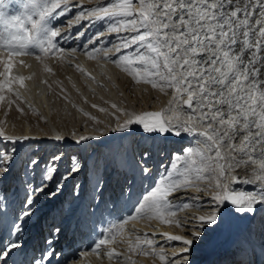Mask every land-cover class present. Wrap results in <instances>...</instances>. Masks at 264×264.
Returning <instances> with one entry per match:
<instances>
[{
  "label": "snow or ice",
  "instance_id": "1",
  "mask_svg": "<svg viewBox=\"0 0 264 264\" xmlns=\"http://www.w3.org/2000/svg\"><path fill=\"white\" fill-rule=\"evenodd\" d=\"M5 7V0H0V102L11 106L21 100L14 85L24 88L26 79L12 74L15 58L30 55L42 62L59 52L56 38L61 29L49 27L47 22L51 17L67 15L71 7L69 0H22L15 15H7ZM74 7L80 11L72 23L85 19L112 21L108 31L118 36L111 49L86 51L88 58L94 59L104 51L103 58L110 59L135 83L150 84L161 92L172 90L166 109L130 116L109 130L129 134L133 125H138L143 133H191L201 138L197 147L186 148L165 167V174L142 197L131 217L183 228L182 235L162 234L168 241L181 242L179 259L168 261L163 252L156 253L151 239L141 242L137 237L135 245L128 244L129 252L152 248L145 254L158 255L161 264H189L188 253L203 239L205 231L227 225L219 212L221 205L231 204L238 212L251 215L264 208V0H112L89 9L83 4ZM101 36L97 33L96 40ZM108 51H114L117 57L112 59ZM44 70L52 71L48 67ZM56 139L63 137L58 135ZM88 139L99 137L80 136L77 143ZM14 155L15 148L0 154V178L9 173ZM113 156L129 172L126 188L131 196L130 186L138 178L151 176L146 164L148 153L144 152L136 163L117 146ZM58 159L53 157L54 161ZM38 163L32 160L30 167ZM241 169L243 177L239 175ZM79 170V165H73L63 179ZM97 183L95 191L102 193L103 182ZM240 183L251 185L252 191L237 190L235 185ZM46 187L31 188L19 218L12 222L10 235L18 234L25 219L33 215V194ZM189 189L205 192L206 199L190 204L181 196L180 202H171L170 198ZM205 205L210 211L183 222L174 219L179 211L193 206L199 211ZM116 234L100 239L96 248L115 243ZM19 247L20 242L15 240L0 248V264H7V258ZM106 255L116 260L121 253L113 248ZM54 256L60 254L49 249L32 264H51Z\"/></svg>",
  "mask_w": 264,
  "mask_h": 264
},
{
  "label": "bare ground",
  "instance_id": "2",
  "mask_svg": "<svg viewBox=\"0 0 264 264\" xmlns=\"http://www.w3.org/2000/svg\"><path fill=\"white\" fill-rule=\"evenodd\" d=\"M106 1L101 0L97 3ZM77 4H83L87 9L96 2L69 0L71 11L67 15L51 17V27L61 29V35L58 38L60 51L44 58L42 62H38L34 56L30 55L16 57L12 74L26 77L24 88L14 85V90L19 91L21 100L11 106L0 102L4 104L2 108L5 110V114H2L4 110L0 108V119L3 122L0 125V132L4 133L0 135V154L11 152L15 148L10 171L0 178L2 184L0 194L5 196L0 200V245L4 246L15 240L20 242V247L13 250L11 256L7 258V264H10L13 258L24 255L27 249L25 242L29 240V237L31 242L45 235L44 226H48V223H51L52 229L46 230L47 233H51L48 234L47 240H51L52 243L44 247L43 254L49 249L60 254L59 257H52L51 264H57V259L60 264H65V261L67 264H161L158 255L145 254L151 253L152 248L144 247L143 251L139 249L133 252L128 251V244L135 245L137 237L141 242L145 238L151 239L156 253L163 252L168 261H175L179 259L178 254L182 244L179 241H168L162 234L167 232L172 235H182L184 229L175 223L131 217L134 216L135 208L142 197L154 186L156 177L161 176L158 172L165 174V167L169 166L170 162L167 155L174 154V157L177 154L182 155L186 148L197 147V141L201 138L194 137L191 133H182L179 136L173 133H143L138 125H133L134 130L129 134L109 130L116 128L118 122L123 123L130 116L166 109L172 99V90L166 88L164 92H161L159 88L153 89L150 84L135 83L110 59L103 58L104 51L96 54L94 59L88 58L85 52L89 51L88 48H91L93 44L95 47H100L99 45L104 41L109 40L108 47L104 50L111 49L117 43L118 36L110 33L109 27L101 28L102 21L93 22L85 19L79 24L72 23L80 11L74 7ZM111 22L109 21V24ZM97 33H102L99 40H96ZM90 40L95 42L90 43ZM107 54L112 59L117 57L114 51H108ZM19 61H23V64ZM45 67L51 68L52 71H45ZM2 70L0 65V71ZM17 104L23 109L25 106L30 108L28 117L15 113ZM74 115L83 120L82 125L68 120L69 117L77 120ZM58 135L63 139L57 140ZM80 136L99 137V139H88L77 143ZM25 137L28 139H24ZM140 140H149L148 148L151 147L154 151L151 163L147 164L151 170V176L138 178L130 186L131 196L127 195V188L125 194H121L123 193L121 191L125 190L121 189L123 185L122 180L119 179L121 176L116 171L112 172V168L107 171L109 174L104 176V193L95 192L91 200L86 183L83 184L82 192L81 185L85 175L84 177L81 175L85 173L88 165L81 158L85 148L89 150L85 154L86 158L90 151L96 157L97 152L101 153L102 149H106L112 153L111 161L117 146L120 147L121 152H124L122 146L125 142L127 146L125 151L130 161L139 163L143 154L141 151L147 152L148 157L150 155L148 148L142 149L144 145H140ZM160 140L163 144L161 146ZM3 148L6 150L4 151ZM25 148L31 149L27 154L30 158L25 161L23 174L17 167L16 153L24 154ZM158 150L160 151L156 155ZM54 156L60 159L54 161ZM113 159L110 164L113 163L117 169L118 161ZM32 160H38V165L30 167ZM73 165H79L80 170L68 176L66 180L63 179ZM43 166H47L48 169H43ZM44 170L47 172V180L41 183ZM95 173L96 170L93 175H96ZM77 175L80 177L76 180L74 189L72 182ZM239 175L244 176L243 169L239 170ZM10 182H13L14 189L7 193ZM44 184L47 187L42 192L33 194V215L25 219L18 234L10 235L12 222L19 218L31 188H39ZM58 184L62 186L58 188ZM64 187L66 190L63 195H60L61 188ZM124 187H128V183ZM235 188L252 191L251 185L243 183L236 184ZM64 195L68 196V199ZM181 196L187 198L190 204H195L197 199H206L205 192L189 189L170 198L171 202L173 204L180 202ZM92 203L95 205L94 211L91 207ZM105 209L113 216L123 219L121 226L123 231L117 234L115 243L110 242L96 248L100 239L105 237L110 239L113 235L110 230L109 234L104 235H97L94 232L96 230H94L92 217L101 215L100 219H96V225H101ZM206 211H210L207 205L199 211L193 206L177 212L174 219L183 222L186 218L204 214ZM219 212L227 221V225L213 226L205 231L203 239L197 241L188 253L189 264H219L220 254L224 255V249L234 247L236 242L247 249L245 253L239 254L237 260L226 264H264V208H259L255 215H251L238 212L231 204H225L220 206ZM61 220H64V223ZM56 228L60 229L59 233L54 232ZM70 230H76L78 236L82 237L78 247L72 233L68 234ZM64 233L65 236L62 237ZM113 248L121 255L116 260H109L106 252Z\"/></svg>",
  "mask_w": 264,
  "mask_h": 264
},
{
  "label": "rangeland",
  "instance_id": "3",
  "mask_svg": "<svg viewBox=\"0 0 264 264\" xmlns=\"http://www.w3.org/2000/svg\"><path fill=\"white\" fill-rule=\"evenodd\" d=\"M101 0H94V3L96 2V4H97V2H100ZM109 2H112V0H107L106 2H102V3H104V4H106V3H109ZM22 3V0H5V5H6V7L3 9V11L7 14V15H15V14H17L18 12H19V10H20V4ZM95 4V5H96ZM94 6V5H93ZM93 6H90V8H92ZM87 9H89V8H87ZM50 21H51V18L48 20V26L49 27H51V25H50ZM102 21V26H101V28H108L109 27V21L108 20H106L105 21V23H104V20H101ZM53 28V27H52ZM58 38H59V36L56 38V45H57V47L60 49V47H59V45H58ZM106 43V44H105ZM108 43H109V40H106V41H104L101 45H99L100 47H95V45L93 44L92 45V47L90 48L89 47V45H88V42L86 41V44H87V46L89 47H87L88 48V50H92V49H104V48H106V47H108L107 45H108ZM29 51H35V49H29ZM99 53H101V51L99 52ZM100 55V54H99ZM19 104H17V108H16V111L17 112H15V113H17L18 115H22V114H24L25 116H29V114H30V108H27V106H25L24 107V109H23V107H21L20 105L18 106ZM4 106V104L3 103H0V108H2ZM18 107H19V109H22V111H20V110H18ZM21 107V108H20ZM29 107V106H28ZM3 110H4V108H2ZM14 111H15V109H13ZM11 111V110H10ZM5 112V110L2 112V114H5L4 113ZM76 118H77V120L74 118V117H69L68 118V120H71L72 122H74V123H76V124H78V125H82L83 124V120L82 119H80V117H78L77 115H74ZM3 122L1 121V119H0V125L2 124ZM15 136V135H14ZM143 141V142H142ZM149 140H147V141H145V140H140V145L142 146V145H144L143 147H142V149H147L148 148V145H149V142H148ZM146 142V143H145ZM124 143V145L122 146L123 147V149H124V153H126L127 154V152L125 151V149H127V146H126V144H125V142H123ZM144 143V144H143ZM159 143H160V146L161 145H163V144H161L162 143V140H160L159 141ZM122 144V143H121ZM141 146H140V151H141ZM4 149V151L6 150L5 148H3ZM2 149V150H3ZM30 149L31 148H25V151H24V154H22V153H20L19 155H17V153H16V160H17V167L20 169V171L24 174V172L22 171L25 167V161H26V159H28V158H30V155H27L28 154V152L30 151ZM8 151H10V150H8ZM71 151V150H70ZM87 151H89L88 149H84V152H83V155L81 156V158H82V161H85L88 165L86 166V169H85V173L84 174H82L81 176H83L84 177V175H85V179H84V181L82 182V185H81V188H82V192H83V184L84 183H86L87 184V190H88V192L87 193H89V197H90V199L92 200L93 199V197H94V193L96 192L97 193V191H95V188L96 187H98L99 185H98V183H97V181H104V176L105 175H108L109 174V172H107L108 170L110 171L111 170V168H112V172H117V174L119 175V176H121V177H119V179L120 180H122V188L121 189H125L124 191H123V193H121L122 195L123 194H125V192H126V187H124V186H126L127 185V178H128V174H129V172L126 170V169H124V168H122L121 166H120V164H119V162L117 163V169H115V167H114V165H113V163L112 164H110L111 162H113V156L111 157V161H110V155L112 154L110 151H108V150H106V149H102V152L101 153H99V152H97V156L95 157L94 156V153L93 152H91L90 151V153L88 154V157L86 158V156H85V154H86V152ZM148 151L150 152L149 154V157H148V162H146V164H148V163H151V161H152V156L154 155V151L152 150V148L151 147H149L148 148ZM160 150H158V151H156V155H157V152H159ZM153 152V153H152ZM141 153H144L143 151H141ZM184 154V153H183ZM143 155V154H142ZM160 155H161V153H160ZM68 157H71V156H68ZM127 157H128V159L130 160V158H129V155L127 154ZM167 157H168V159L170 160V162H169V165L173 162V160L175 159V157H174V154H172V155H167ZM85 158H86V160H85ZM163 159H164V157H163ZM118 161V160H117ZM45 162H46V164H47V159H45ZM23 164V165H22ZM44 167V166H43ZM48 169L47 168V166H45L43 169ZM64 168V167H63ZM66 168H68V167H66ZM95 170H96V175H93V173L95 172ZM64 171H66V169L64 170ZM158 173H160L161 175L163 174V173H161L160 171L158 172ZM47 172H45V170H44V173H42V181L43 182H41V183H45V181L47 180ZM125 174V175H124ZM111 176V175H110ZM80 176H76L74 179H73V182H72V186H73V184H74V189H75V185H76V180L79 178ZM157 179L159 178V176H157L156 177ZM69 181H71V179L69 180ZM69 181H68V183H69ZM2 184L0 183V186H1ZM14 187V184H13V182H10L9 183V185H8V191H7V193H10V192H12V190L14 189L13 188ZM107 187V186H106ZM110 188V187H109ZM66 190V187H64V188H61V192H60V195H63V193H64V191ZM109 190V189H108ZM109 191H111V190H109ZM105 191H103V193H104ZM122 192V191H121ZM67 193L69 194V190L67 191ZM64 196H66V195H64ZM5 196L3 195V196H1V194H0V200H2L3 198H4ZM66 198L68 199V196H66ZM6 201V200H5ZM91 202H93V201H91ZM108 203V202H107ZM95 204H96V200H95ZM109 204V203H108ZM91 207H92V210L94 211V208H95V205L92 203V205H91ZM97 207V206H96ZM104 213V218H103V220H102V222L103 223H101V225H99V224H97L96 225V219L98 220V219H100V216H99V214H98V216H96V217H92V219H93V224H94V228H95V232H96V234L97 235H100V234H109V230H110V232H113L112 234H114V233H119L118 232V230L119 229H121V226H122V222H123V219H121V218H118V217H116L115 215L113 216L111 213H109V212H107V210L105 209V211L103 212ZM125 218V217H124ZM63 223H64V220H61ZM62 223V224H63ZM61 224V225H62ZM103 224V225H102ZM44 228H45V226H44ZM117 234H116V236H117ZM242 247H244V246H242L241 244H239L238 242H236L235 244H234V247H228L227 249H224V251H223V253H224V255L223 254H220V259H219V261H220V263L219 264H226L227 262H231V261H235V260H237L238 258H239V254L242 252H244L245 253V249H247L246 247H244V248H242ZM241 249H244V250H241ZM230 259V260H229Z\"/></svg>",
  "mask_w": 264,
  "mask_h": 264
}]
</instances>
